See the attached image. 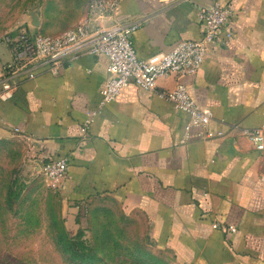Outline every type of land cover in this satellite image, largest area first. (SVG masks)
<instances>
[{
	"label": "crops",
	"instance_id": "obj_1",
	"mask_svg": "<svg viewBox=\"0 0 264 264\" xmlns=\"http://www.w3.org/2000/svg\"><path fill=\"white\" fill-rule=\"evenodd\" d=\"M213 1L118 0L105 12L91 6L81 18L103 26L138 23L133 45L148 57L180 39L200 38L197 7ZM219 1L234 8L230 35L218 31L195 73L159 77L156 87L184 83L211 109L212 135L201 137L198 126L185 135L187 113L133 82L82 133L108 75L104 53L65 54L57 73L40 63L33 77H20L12 98L0 100V140L20 141L29 173L40 172L42 160L67 156L54 190L71 235L78 213L103 199L143 221L153 247L177 264H264V160L239 132L264 121V0ZM29 24L39 27L34 19ZM10 59L0 39V75Z\"/></svg>",
	"mask_w": 264,
	"mask_h": 264
},
{
	"label": "rangeland",
	"instance_id": "obj_2",
	"mask_svg": "<svg viewBox=\"0 0 264 264\" xmlns=\"http://www.w3.org/2000/svg\"><path fill=\"white\" fill-rule=\"evenodd\" d=\"M92 1L0 0V39L21 27L62 31L82 20ZM20 144L15 138L0 140V264H84L71 259V241L100 257L93 264H177L153 247L143 221L119 213L109 200H93L78 213V235H71L58 193L41 172L23 167Z\"/></svg>",
	"mask_w": 264,
	"mask_h": 264
},
{
	"label": "built area",
	"instance_id": "obj_3",
	"mask_svg": "<svg viewBox=\"0 0 264 264\" xmlns=\"http://www.w3.org/2000/svg\"><path fill=\"white\" fill-rule=\"evenodd\" d=\"M117 1L93 0L91 6L105 12L113 9ZM233 18L231 4H223L219 0L201 3L197 7V19L202 25V36L180 39L169 50L158 51L148 57H139L133 45L132 35L138 23L103 26L82 19L56 33L30 31L25 27L11 29L1 37V41L9 46L11 59L1 65L0 100L12 98L20 77H33L40 63L45 62L53 73H57L65 54L104 53L109 58L108 75L100 84L97 105L87 110L81 123L82 133L87 132L103 105L115 99L122 87L133 82L145 89L155 90L160 97L187 113L185 135L192 126L201 127V137L212 135V131L207 129L212 117L211 109L197 103L184 83L156 90L157 80L170 74L195 73L206 57L209 41L216 38L218 31L225 29L226 36L230 35L227 26ZM239 132L253 142L264 160V121L252 128L239 126ZM67 168V156L45 159L39 164V171L52 188L59 186ZM217 225L213 222V226ZM226 228L230 231L237 229L234 224H228Z\"/></svg>",
	"mask_w": 264,
	"mask_h": 264
},
{
	"label": "trees",
	"instance_id": "obj_4",
	"mask_svg": "<svg viewBox=\"0 0 264 264\" xmlns=\"http://www.w3.org/2000/svg\"><path fill=\"white\" fill-rule=\"evenodd\" d=\"M75 235H78V233L76 232ZM78 244L80 246H77ZM78 244L76 245L75 242L71 241V259L81 261L84 264H93L100 258L95 253H92L87 246L82 243Z\"/></svg>",
	"mask_w": 264,
	"mask_h": 264
}]
</instances>
